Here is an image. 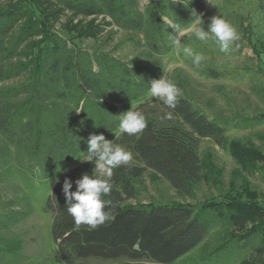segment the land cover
<instances>
[{
    "label": "trees",
    "instance_id": "16d2710c",
    "mask_svg": "<svg viewBox=\"0 0 264 264\" xmlns=\"http://www.w3.org/2000/svg\"><path fill=\"white\" fill-rule=\"evenodd\" d=\"M42 1L84 17L108 18L106 24L130 34L135 55L125 60L113 52L92 51L53 27L40 29L35 16ZM141 1L16 0L0 11V186L14 179L42 187L54 184L46 203L65 264L121 257L171 264L191 251L213 226L230 217L229 209L216 203H144L140 196L146 180L164 179L177 194L194 200L195 188L204 180L203 141L221 145L229 130L264 123L261 115L229 116L205 108L188 88L187 77L170 76L182 92L176 108L158 98L139 103L133 110L145 115L147 127L132 136L121 133L114 141L132 152L133 161L114 169L111 194L102 197L110 201L105 208L110 219L94 230L87 225L76 228L66 210L63 182L71 179L70 191L75 192V181L84 173L92 174L95 165L83 162L58 175L87 151L91 134L113 136L118 116L149 94L151 80L163 76L174 30L162 16L184 26L193 18L192 10L201 15L204 8L203 0H192L189 7L175 0H147L141 11ZM257 2L264 8V0ZM237 25L242 35L249 36L250 25L241 19ZM35 35L41 36L35 51L23 58V49ZM211 50L222 53L217 46ZM242 50L233 45L229 52ZM194 68L213 79L227 74L203 64ZM19 78L23 81L18 84L3 85ZM167 112L173 119H161ZM14 190L11 198L0 201V233L33 211L30 194L20 185ZM261 231L241 235L233 244L259 250L264 246V227Z\"/></svg>",
    "mask_w": 264,
    "mask_h": 264
},
{
    "label": "rangeland",
    "instance_id": "374dc122",
    "mask_svg": "<svg viewBox=\"0 0 264 264\" xmlns=\"http://www.w3.org/2000/svg\"><path fill=\"white\" fill-rule=\"evenodd\" d=\"M15 1L0 0V11ZM146 2L141 1V11ZM203 6L201 16L205 21V30L211 17L219 15L226 19L240 36L231 46H242V53L212 52L211 49L216 46L213 41L201 42L188 33L182 38V44L203 54L205 59L201 64L225 70L226 76L213 79L200 75L191 57L178 52L172 44L164 57L163 75L167 78L176 74L187 77L193 96L212 111L229 116H264V8L259 7L257 0H203ZM40 8L41 11L36 9L35 16L38 25H42L40 29L53 27L79 47L113 52L125 60L136 53L129 42L130 34L106 24L108 18L95 15L84 17L59 7L51 8L43 1ZM239 19L245 21L247 27L250 25L249 36L239 31ZM40 39V35L30 39L23 49V58H28L35 51ZM22 81V78L14 79L3 85H15ZM155 99L147 94L132 103V110L141 102ZM120 134L117 131L106 139L114 143ZM201 148L205 163L204 180L195 188L194 200L177 194L164 179L154 183L147 179L141 192L140 200L144 203H190L197 206L216 203L229 209V218L213 226L201 243L171 264H264V246L259 250H244L233 244L237 237L248 232H262L264 227V123L250 128H233L226 133L223 144L206 139ZM77 159L66 164L58 178L65 172L64 169L82 163ZM18 185L30 194L33 211L8 231L0 233V264H65L53 238L52 213L46 203L54 184L42 187L14 179L0 186V201L11 198ZM132 263L148 264L144 260L133 261L125 257L90 258L76 264Z\"/></svg>",
    "mask_w": 264,
    "mask_h": 264
},
{
    "label": "clouds",
    "instance_id": "9594fccd",
    "mask_svg": "<svg viewBox=\"0 0 264 264\" xmlns=\"http://www.w3.org/2000/svg\"><path fill=\"white\" fill-rule=\"evenodd\" d=\"M178 4L189 7L192 0L186 5L185 0H175ZM192 19L187 25H180L174 20L163 17V23L174 30L169 39L173 47L182 52L184 56L191 57L195 66H200L205 59L203 54L194 52L191 46L182 44V38L191 33L196 40L201 42L213 41L222 53H228L231 45L240 39L235 27L219 15L210 18L205 30V21L200 14L192 10ZM149 94L158 98L168 108L175 109L178 97L182 95L181 90L165 75L150 82ZM118 131L129 136L142 133L147 127L145 115L138 110H128L119 116ZM163 120L173 119L171 112L161 117ZM97 127V126H96ZM115 134V133H114ZM116 138V136H115ZM106 139L103 134H91L87 139V151H82L80 162H91L95 165L92 174L84 173L81 179L75 181L77 189L70 191L73 187L71 179L63 182V193L67 198L66 210L72 217L76 228L87 225L89 230H94L110 219V213L105 211L110 201L102 199L112 191L113 171L119 166L129 165L133 161V154L125 147ZM63 171L67 172L68 169ZM75 201V202H73Z\"/></svg>",
    "mask_w": 264,
    "mask_h": 264
}]
</instances>
